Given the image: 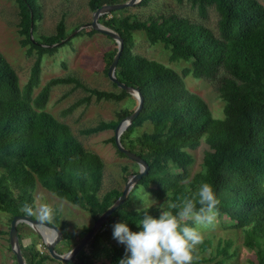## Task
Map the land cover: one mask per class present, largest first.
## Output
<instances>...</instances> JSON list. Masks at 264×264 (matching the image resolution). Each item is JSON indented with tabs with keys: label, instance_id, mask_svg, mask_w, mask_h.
Returning <instances> with one entry per match:
<instances>
[{
	"label": "trees",
	"instance_id": "1",
	"mask_svg": "<svg viewBox=\"0 0 264 264\" xmlns=\"http://www.w3.org/2000/svg\"><path fill=\"white\" fill-rule=\"evenodd\" d=\"M14 1L18 6L20 44L27 46V52L35 50L37 54L26 84L20 86L14 68L0 52V211L8 213L10 219L16 214L26 215L20 208L25 202L35 204L32 191L39 183L60 199L88 210L95 220L119 197L122 189L113 186L101 191L104 161L99 154L85 148L67 123L45 109L46 102L52 87L58 84H72V89L81 88L87 93L65 112L88 103L92 95L97 100L130 98L133 101L134 106L118 110L115 119L101 120L80 130L92 134L114 129L121 118L133 112L136 99L111 81L117 90L89 87L71 74L51 77L33 95L40 82L42 55L56 50L57 45H50L68 33L61 19L55 32L37 36V20L41 17L38 0ZM124 1L86 0V3L93 12L102 5ZM153 1L140 0L134 7H148ZM178 1L188 2L201 19L165 10L140 17L138 12L129 11L132 6L98 17L99 23L122 38L116 77L138 88L143 96L141 110L120 136L123 146L148 165L147 172L132 189L142 186L157 199L179 203L191 197L200 184L210 183L221 201L219 216H226L234 228L242 230L243 244L252 250L254 264H264V5L259 0ZM209 8L217 14L215 28L204 23ZM135 31L143 32L150 43H162L169 50L171 60L185 59L190 65L179 73L135 53L132 50ZM95 32L89 27L74 36ZM112 41L113 45L102 53L106 74L117 50V44ZM188 74L212 85L224 102L222 118L213 117L204 99L188 90L183 80ZM144 122L150 123L151 129L135 134ZM110 140L116 152L125 156L116 148L114 136ZM201 140L208 150L203 155L202 169L190 177L193 158L187 149H195ZM121 170L124 180L138 171L129 170L126 165ZM129 193L77 253L73 264H92L98 259L118 264L125 249L110 242L112 225L127 222L131 230L139 231L137 223L145 212L158 217L156 206L133 207ZM58 217L56 213L53 224L62 231L63 239L58 244L64 250L56 251L63 253L77 241L71 242ZM17 230L26 264H47L48 259L54 260L47 251L39 252L34 241L22 243L19 223ZM229 245L225 241L217 247L216 255L221 257L214 264H223L232 257ZM208 246L209 242L203 241L202 248Z\"/></svg>",
	"mask_w": 264,
	"mask_h": 264
},
{
	"label": "rangeland",
	"instance_id": "2",
	"mask_svg": "<svg viewBox=\"0 0 264 264\" xmlns=\"http://www.w3.org/2000/svg\"><path fill=\"white\" fill-rule=\"evenodd\" d=\"M264 5V0H259ZM41 10V17L37 20L35 34H50L55 32L56 24L62 19L69 38L68 43H60L53 52H46L41 57L40 82L33 90L35 95L44 83L51 77L74 75L85 85L101 90H117L114 87L107 74L104 72V60L102 53L105 49L113 45V39H109L101 32H95L91 35L82 34L74 36L77 32L71 34L76 25L89 23L92 20L93 12L89 9L86 0H38ZM156 10H165L167 12H176L179 15L187 16L192 19H201L197 10L188 2L178 0H154L148 7H130L129 11L138 12L140 17H145ZM18 6L14 0H0V52L6 61L14 68L20 86L26 84L30 68L35 60L36 52L32 50L27 52V46L20 44L21 36L18 33ZM217 14L213 8L208 9V16L204 23L215 28ZM88 30L89 27L82 28ZM81 30V29H80ZM67 41V40H66ZM135 53L141 54L149 59L157 60L166 66H169L181 72L185 66L190 65V61L185 59L171 60L170 52L162 43H150L143 32L135 31L133 33V47ZM188 90L201 96L207 103L211 115L215 118L224 116V102L213 89L212 85L203 78H195L188 74L183 78ZM87 95L81 88L72 89V84H58L52 87L45 109L53 114L57 119L67 123L73 134L82 142L85 148L92 150L100 155L104 161V177L102 192L110 187L116 186L123 188L124 172L121 167L126 165L129 170H138L139 166L133 160L126 156H120L110 138L114 136V129H104L102 131L83 134L81 129L93 126L99 121H108L116 118V112L125 106H134L130 98H124L120 101L115 100H97L95 96H90L88 103L84 102L78 105L70 112H65L71 103ZM151 124H144L136 130L135 134L144 130H150ZM208 145L201 140L195 149H187L191 154L193 161L189 166V176L202 169V159ZM2 169L0 168V173ZM132 205L135 208L147 206H156L164 204L167 198L157 199L148 194L142 186H137L130 190ZM140 193L142 200L136 198ZM35 205L40 203H49L57 209L58 222L64 231L69 233L71 242L78 241L84 234L86 228L93 224V218L88 210L73 205L64 199H60L49 190L36 183L32 191ZM166 207V205H165ZM34 218H36L34 216ZM226 216H219L216 227L204 231V240L209 242V246L202 248V243L197 247L199 260L195 264H214L220 257L216 255V249L225 241L230 243L228 252L232 257L225 259L223 264H254V255L252 250L243 244V232L241 229L234 228ZM53 223V221H52ZM10 224V215L0 211V264H14L13 253L8 241V230ZM19 229L24 244L34 241L35 247L39 252H46L45 245L38 232H34L26 223L20 222ZM43 235L49 234L46 228H40ZM63 239V237H62ZM62 239L60 241H62ZM59 241V242H60ZM58 242V243H59ZM110 242L121 246L111 236ZM56 244L55 250H64V247ZM47 264H60L58 260H49ZM92 264H109L106 259H98Z\"/></svg>",
	"mask_w": 264,
	"mask_h": 264
},
{
	"label": "clouds",
	"instance_id": "3",
	"mask_svg": "<svg viewBox=\"0 0 264 264\" xmlns=\"http://www.w3.org/2000/svg\"><path fill=\"white\" fill-rule=\"evenodd\" d=\"M136 198L142 200L141 194ZM220 203L213 186L204 182L191 197L160 205L158 217L145 212L137 223L139 231L131 230L127 222L114 223L112 238L125 247L118 264H195L204 231L216 227ZM20 211L50 224L57 209L49 203L25 202Z\"/></svg>",
	"mask_w": 264,
	"mask_h": 264
},
{
	"label": "water",
	"instance_id": "4",
	"mask_svg": "<svg viewBox=\"0 0 264 264\" xmlns=\"http://www.w3.org/2000/svg\"><path fill=\"white\" fill-rule=\"evenodd\" d=\"M140 0H126L121 3L117 4H108V5H102L95 9L93 11L92 20L89 23H85L80 25L78 28H76L71 34L79 31L82 28L90 27L98 32H101L109 37H111L115 43L117 44V50L116 53L108 66L107 69V76L109 80L116 84L118 88L124 89L129 94L133 95L136 99V107L133 110L132 113L128 114L127 116L121 118L119 122L117 123L116 127L114 128V143L118 151L122 152L126 157L133 160L135 163L138 164L139 169L136 173L131 174L129 177L126 178L124 186L122 188L121 194L119 197L110 205L104 212H102L91 225L90 229L87 230L83 236L77 241V243L71 247L68 251L59 253L55 250L56 244L62 239L63 234L60 229V227L53 223H40L37 218L23 215V214H16L13 215L10 219L9 224V230H8V241L10 245V249L15 257V261L17 264H26L21 252V246L20 241L18 237V230H17V224L20 222L26 223L31 229H33L35 232H38L39 235L42 238V241L45 245L46 251L49 253V255L58 260V261H67V262H73L74 257L77 255V253L87 244V242L91 239V237L94 235V233L106 222L108 216L117 208L119 207L125 200L126 196L130 192L131 188L138 182L140 177L144 175L147 172L148 165L146 161L134 153L133 151L129 150L123 144L121 143L120 136L122 132L125 130V128L132 122V120L136 117L138 112L141 110L143 106V96L138 88H135L131 85H127L125 82L120 81L116 75H115V67L118 60V57L120 55V52L122 50V38L120 35L102 25L98 22V17L103 14L107 13L111 10L120 9L124 7L134 6L136 3H138ZM70 35L66 36L64 39L60 40L59 42H56L54 44H51L50 46L58 45L60 43H63L64 41L68 40ZM30 37H32L31 29H30ZM122 124L124 126L121 128ZM40 228H46L49 230V234L46 236L43 235Z\"/></svg>",
	"mask_w": 264,
	"mask_h": 264
},
{
	"label": "built area",
	"instance_id": "5",
	"mask_svg": "<svg viewBox=\"0 0 264 264\" xmlns=\"http://www.w3.org/2000/svg\"><path fill=\"white\" fill-rule=\"evenodd\" d=\"M60 264H73L72 262H67V261H60Z\"/></svg>",
	"mask_w": 264,
	"mask_h": 264
},
{
	"label": "bare ground",
	"instance_id": "6",
	"mask_svg": "<svg viewBox=\"0 0 264 264\" xmlns=\"http://www.w3.org/2000/svg\"><path fill=\"white\" fill-rule=\"evenodd\" d=\"M124 126V124H122L121 128Z\"/></svg>",
	"mask_w": 264,
	"mask_h": 264
},
{
	"label": "crops",
	"instance_id": "7",
	"mask_svg": "<svg viewBox=\"0 0 264 264\" xmlns=\"http://www.w3.org/2000/svg\"><path fill=\"white\" fill-rule=\"evenodd\" d=\"M23 243V242H22ZM24 244V243H23ZM27 244H29V243H27Z\"/></svg>",
	"mask_w": 264,
	"mask_h": 264
}]
</instances>
